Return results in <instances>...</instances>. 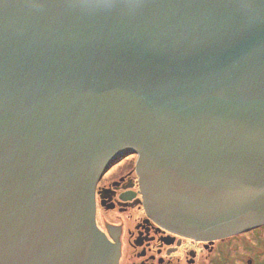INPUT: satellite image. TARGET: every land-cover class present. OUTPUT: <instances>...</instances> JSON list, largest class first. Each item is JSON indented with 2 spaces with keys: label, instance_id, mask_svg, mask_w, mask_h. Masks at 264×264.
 Returning <instances> with one entry per match:
<instances>
[{
  "label": "water",
  "instance_id": "water-1",
  "mask_svg": "<svg viewBox=\"0 0 264 264\" xmlns=\"http://www.w3.org/2000/svg\"><path fill=\"white\" fill-rule=\"evenodd\" d=\"M189 237L264 224V0H0V264H117L103 173Z\"/></svg>",
  "mask_w": 264,
  "mask_h": 264
},
{
  "label": "flooded vegetation",
  "instance_id": "flooded-vegetation-1",
  "mask_svg": "<svg viewBox=\"0 0 264 264\" xmlns=\"http://www.w3.org/2000/svg\"><path fill=\"white\" fill-rule=\"evenodd\" d=\"M129 159L106 179L102 175L95 190L96 224L106 247L119 255L117 264H224L220 250L232 237L242 248L236 264H264V235L255 236L256 227L226 237H189L154 220L144 206L138 155Z\"/></svg>",
  "mask_w": 264,
  "mask_h": 264
},
{
  "label": "rangeland",
  "instance_id": "rangeland-1",
  "mask_svg": "<svg viewBox=\"0 0 264 264\" xmlns=\"http://www.w3.org/2000/svg\"><path fill=\"white\" fill-rule=\"evenodd\" d=\"M135 154V153H134ZM129 154L128 156L122 158L120 161L113 163L104 173V179H106L110 174L114 173L118 168H120L125 162H129V157L133 156L135 159L136 154ZM132 159V160H134ZM256 231L254 233L255 236L264 235V225L260 227H256ZM247 232V231H246ZM236 245V238L232 237L227 239L222 244V248L220 250V261L224 264H236L238 258H236V254L242 251L241 247L236 245L235 250L231 252L232 246ZM231 253V254H230Z\"/></svg>",
  "mask_w": 264,
  "mask_h": 264
}]
</instances>
